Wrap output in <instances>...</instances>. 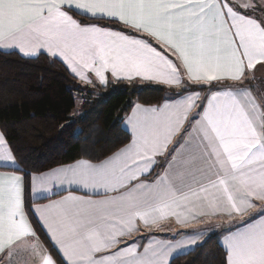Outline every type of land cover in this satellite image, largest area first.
<instances>
[{"label": "snow or ice", "instance_id": "6c2138e0", "mask_svg": "<svg viewBox=\"0 0 264 264\" xmlns=\"http://www.w3.org/2000/svg\"><path fill=\"white\" fill-rule=\"evenodd\" d=\"M0 49L46 53L93 88L110 73L183 90L162 106L136 104L129 142L98 163L26 172L0 130V264H171L217 228L221 264H264V89L251 83L264 72V0H0ZM26 179L33 196L65 184L85 195L26 207ZM173 218L206 227L128 242Z\"/></svg>", "mask_w": 264, "mask_h": 264}, {"label": "trees", "instance_id": "16d2710c", "mask_svg": "<svg viewBox=\"0 0 264 264\" xmlns=\"http://www.w3.org/2000/svg\"><path fill=\"white\" fill-rule=\"evenodd\" d=\"M181 91L152 82L113 79L106 87L97 84L93 88L81 84L61 61L53 62L46 54L25 59L15 52L0 51V130L8 135L26 172H46L80 158L103 160L129 142L123 124L136 104L161 106ZM159 170H154L150 179ZM25 202L26 207H32L27 179ZM30 219L47 245L40 224L34 216ZM223 232V228L212 230L203 244L177 256L171 264H221Z\"/></svg>", "mask_w": 264, "mask_h": 264}, {"label": "crops", "instance_id": "0c3cea01", "mask_svg": "<svg viewBox=\"0 0 264 264\" xmlns=\"http://www.w3.org/2000/svg\"><path fill=\"white\" fill-rule=\"evenodd\" d=\"M87 23H96L94 22L93 20H90L88 21ZM119 26V24H116ZM108 27H111V28H115L112 26V24L108 25ZM125 31V30H124ZM156 47L159 48V45H156ZM0 51H3V52H15V50H6V49H0ZM46 54V53H44ZM47 55V54H46ZM174 59V58H173ZM59 60V59H58ZM61 61V60H59ZM62 62V61H61ZM63 63V62H62ZM64 64V63H63ZM65 65V64H64ZM66 66V65H65ZM260 71H257L255 72V79L251 81L252 85L253 86H256L257 85V80H258V77H260V74H259ZM72 75V74H71ZM108 76V80L110 79H113L111 77V74L108 73L106 74ZM73 76V75H72ZM94 79V77H93ZM114 80V79H113ZM117 81V80H116ZM120 81V80H119ZM124 81H127V80H124ZM133 81H143V80H140L139 78L137 79H134ZM144 82H152V81H144ZM152 83H156V82H152ZM159 84V83H157ZM174 88V87H173ZM177 89V88H176ZM181 90V89H180ZM202 95H204V93H202ZM177 95H174V96H170L164 103H172L174 102L175 98H176ZM163 103V104H164ZM162 104V105H163ZM161 105V106H162ZM144 107H154V106H145V105H142ZM132 114V111L131 113L128 115L130 116ZM127 116V117H128ZM127 117L125 118L124 120V124H123V127L124 129L130 134V130H129V126L126 124V120H127ZM160 159V158H158ZM94 163H98V162H94ZM161 163H162V160H161ZM159 167V166H158ZM158 167H156L154 170H156ZM5 170H8V169H5V168H2L0 167V171H5ZM153 170V172H154ZM152 172V173H153ZM161 172V168L159 170V173ZM151 173V174H152ZM151 176V175H150ZM150 176H149V180L150 179ZM25 185H26V182H25ZM102 192V190H101ZM69 194H72V195H77V196H84L85 195V192L84 190L82 189H79L77 186L75 185H63V186H55L53 187V190L51 193H41L39 195H36V196H33L32 193H31V199H32V207H35L36 204H40V205H44V204H48L50 203L51 201H54V200H59L61 199L63 196H66V195H69ZM25 195V193H24ZM47 197V198H46ZM87 197L88 198H91L93 200H99V199H102L103 198V195L102 194H94L91 190H88V193H87ZM259 215V210L258 209H253L248 216L244 217L243 218V221L244 222H247L249 221L250 219H255L257 218ZM35 217V216H34ZM36 218V217H35ZM214 222V221H213ZM233 226H236L237 224H232ZM41 226V225H40ZM206 227L205 224H200V223H193L192 225H190L189 227L187 228H182V227H179L175 224V221H174V218L172 220H169V221H165L162 225H161V229L162 230H152V231H146V230H142L140 232H137V233H134L131 237H128L127 240L129 243H131L133 240H139V242L144 245V244H147L149 242L150 239H157V240H167V241H172V242H175L176 240H180V239H185L186 237L181 235L182 233H191L193 232L194 230H197V229H201V228H204ZM225 227H228L225 225ZM42 228V227H41ZM44 231V230H43ZM212 232V231H211ZM209 235H207L208 237ZM142 237V239H141ZM222 238H223V234L220 238V244L222 246ZM199 245V244H198ZM142 250V249H141ZM192 251V250H191ZM187 249L185 250H180L179 254H177L174 258H176L177 256H180V255H183L184 252H191ZM173 258V259H174ZM172 259V260H173ZM171 260V262H172Z\"/></svg>", "mask_w": 264, "mask_h": 264}, {"label": "rangeland", "instance_id": "374dc122", "mask_svg": "<svg viewBox=\"0 0 264 264\" xmlns=\"http://www.w3.org/2000/svg\"><path fill=\"white\" fill-rule=\"evenodd\" d=\"M260 77H258L257 85L259 88L264 89V72H259Z\"/></svg>", "mask_w": 264, "mask_h": 264}]
</instances>
